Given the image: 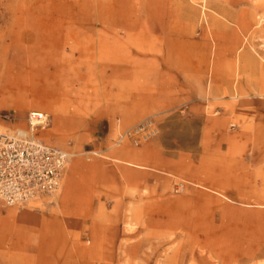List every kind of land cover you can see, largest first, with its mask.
Masks as SVG:
<instances>
[{
    "label": "rangeland",
    "instance_id": "rangeland-1",
    "mask_svg": "<svg viewBox=\"0 0 264 264\" xmlns=\"http://www.w3.org/2000/svg\"><path fill=\"white\" fill-rule=\"evenodd\" d=\"M32 109L69 159L0 264H264V0H0V134Z\"/></svg>",
    "mask_w": 264,
    "mask_h": 264
},
{
    "label": "built area",
    "instance_id": "built-area-1",
    "mask_svg": "<svg viewBox=\"0 0 264 264\" xmlns=\"http://www.w3.org/2000/svg\"><path fill=\"white\" fill-rule=\"evenodd\" d=\"M47 118L46 112L32 109L27 134H0V204H21L59 188L69 153L34 136ZM154 131L151 120H145L130 133L147 137Z\"/></svg>",
    "mask_w": 264,
    "mask_h": 264
},
{
    "label": "crops",
    "instance_id": "crops-1",
    "mask_svg": "<svg viewBox=\"0 0 264 264\" xmlns=\"http://www.w3.org/2000/svg\"><path fill=\"white\" fill-rule=\"evenodd\" d=\"M69 183L70 182L68 176V180H64L62 189H60V193L58 194V200L59 198H62L64 194H67L69 190ZM13 214L14 212L12 209H7L5 213L2 212L0 213V241H4L10 236L20 235V233L22 232H28L30 229H32L30 227H33V229H37V230L40 229L43 232L47 231V229L44 227L45 219L35 217V218L25 219L23 221H18V220H14L12 216ZM38 226H40V228H38Z\"/></svg>",
    "mask_w": 264,
    "mask_h": 264
},
{
    "label": "bare ground",
    "instance_id": "bare-ground-1",
    "mask_svg": "<svg viewBox=\"0 0 264 264\" xmlns=\"http://www.w3.org/2000/svg\"><path fill=\"white\" fill-rule=\"evenodd\" d=\"M18 133L21 135H25V134H27V131H25L24 129H19Z\"/></svg>",
    "mask_w": 264,
    "mask_h": 264
}]
</instances>
